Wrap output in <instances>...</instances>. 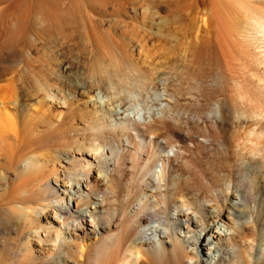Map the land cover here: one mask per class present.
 Masks as SVG:
<instances>
[{
  "label": "bare ground",
  "instance_id": "obj_1",
  "mask_svg": "<svg viewBox=\"0 0 264 264\" xmlns=\"http://www.w3.org/2000/svg\"><path fill=\"white\" fill-rule=\"evenodd\" d=\"M126 1L96 0L95 4L102 8L122 5ZM196 1L190 0L192 10H196L202 0ZM248 3L241 4L247 6ZM25 8H21V13L9 10V13H0V61L9 59L12 54L18 55L13 45L22 27ZM11 10H14L13 7ZM212 13L213 18L208 26L201 21L193 32H184L185 26L157 37L165 42L164 45L150 44L149 41L156 36L147 28L134 26L127 44L131 64L139 66L141 71L139 83L130 72L116 74L118 81L129 80L132 89L125 87L109 93L106 92L108 87L104 84L105 80L84 79L72 83L73 89L71 87L69 92L50 87L42 97L43 113L54 114L57 121L67 122L68 117L76 113H80L84 119L88 117L96 121L90 128L91 142L88 148L90 152H98V165L80 158L81 169L77 174H69L68 178L63 179V189L59 187L61 177H54L57 186H52L51 180L47 179L43 184L51 193V198L31 210L39 219L41 214L49 213L50 217L46 219L50 225L54 218L61 226L86 231L85 236L97 241L98 244L91 249L88 264H148L147 261L154 257L167 255L174 259L175 264H255L250 258L251 254L239 245L238 237L247 241L253 236L246 228L248 225L244 228L242 224L252 214L251 206L257 201L253 193L259 179L258 173L264 172V153L258 150L259 153L253 154L252 151L254 147H264V17L246 12L244 16H233L236 19L229 24L219 6L213 4ZM134 40L137 45H134ZM172 40L175 42L170 45ZM208 41L219 46L225 58L227 76L235 84H241L244 100L238 102L227 96L213 105L188 107V111L181 109V97L191 92L179 88L175 93L170 91V87L179 81V73L190 69L187 61L190 54L187 52L189 50L181 51L179 47L185 42H199L202 45ZM256 43L259 53L251 50V45ZM180 55L185 62H178ZM136 56L142 61L135 59ZM60 66L61 69L72 68L66 63ZM214 95L211 93V98ZM0 108L3 109L2 106ZM205 115L211 122V129L199 123ZM220 121L243 123V130L237 133L232 147L238 156V177L235 181H225L228 177L225 175L223 181L216 180L213 184V181L207 183L188 151L190 153L191 147L197 145L198 137L202 138V143L211 144L214 141L223 144L218 131ZM260 126L256 141V129ZM180 134L187 138L182 145L178 139ZM6 136L1 140L18 142L16 134L8 132ZM157 139L163 143L155 147ZM40 163L39 159L25 156L22 167L34 168ZM127 166L135 172L125 179V185L129 186L127 195H132L134 202L127 211L129 220L114 224L108 205L118 198L116 177L121 176L119 171ZM226 216L232 222L233 226L230 227L237 233L230 235L226 228L217 225ZM32 221L35 222V217H32ZM184 224L189 233L182 237L177 230ZM248 227L251 228L250 225ZM57 235L59 237L61 234L57 232Z\"/></svg>",
  "mask_w": 264,
  "mask_h": 264
},
{
  "label": "rangeland",
  "instance_id": "obj_2",
  "mask_svg": "<svg viewBox=\"0 0 264 264\" xmlns=\"http://www.w3.org/2000/svg\"><path fill=\"white\" fill-rule=\"evenodd\" d=\"M198 1L200 0L196 3ZM235 1L202 0L199 7L193 11L190 8V0H128L122 5H107L102 8L95 4L96 0H0L2 15L8 10L21 13V8L26 7L25 13L22 12L26 16L23 14L22 27L13 45L18 55L12 54L9 59L0 61L2 73L0 107L3 108H0V140L8 132L16 134L18 138V142L12 139L0 141V264H88L91 249L98 244L97 241L85 236L86 231L69 230L66 225L61 226L59 221H54V218L52 225L48 224L46 218L50 217L49 213L41 214L39 219L32 212L34 208L51 198V193L43 184L47 179L51 180L52 186H57L54 177L58 179L61 177L59 187L63 189L61 185L69 174L75 175L81 169L78 162L80 158L89 159L96 165L99 159L98 152H90L88 148L91 142L90 128L96 121L88 117L84 119L80 113H76L74 117L70 115L67 122L57 121L54 114L43 113L42 97L48 89L52 87L60 92H69L73 89L75 81L84 79L91 81L101 79L103 82L105 80L104 84L108 87L106 92L109 93L125 87L132 89L129 80L118 81L116 74L130 72L132 78L135 80L137 77L139 83L141 71L139 66L131 64L127 44L130 30L134 26L147 28L156 36L149 41L150 44L164 45L165 42L158 40L157 37L168 31L180 30L186 26L184 32L189 30L193 32L201 21L208 26L213 18V4L220 7L229 24L236 19L234 18L236 14L244 16L249 12L250 15L264 17V0ZM243 2L249 3L243 6L241 4ZM12 7L15 11L11 10ZM27 7L31 8V11ZM257 11L258 13H255ZM174 42L175 40H172L170 45ZM199 44L185 42L179 47L181 51L189 50L187 61L190 69L179 73L180 79L171 85L170 91L175 92L182 88L191 92L181 97L179 107L188 111L195 106L213 105L218 99L227 96L235 98L238 102L243 101L241 84H235L227 76L225 58L219 46L209 41ZM134 45H137L135 40ZM257 45V43L251 45V50L255 53H259ZM135 59L142 61L137 56ZM178 62H185V58L180 55ZM63 63L69 64L72 68L61 69L60 65ZM59 74L62 77H57ZM211 93L215 94L213 98L210 96ZM50 119L52 121L49 122ZM199 123L202 127L207 126L211 129L207 115L203 116ZM239 130H243V123L220 121L218 131L223 144L214 141L211 144L202 143V138L198 137L197 145L191 147L190 153L188 151L207 183L223 181L225 175L228 176L225 181L237 179L238 156L232 147ZM260 130L261 126L256 129V141ZM178 139L181 145L187 142L184 134H180ZM156 142L158 143L155 147L163 143L161 139H157ZM258 150L264 153V147L258 146L252 149L253 154L259 153ZM25 156L39 159L40 166L29 169L22 167ZM119 172L121 176L116 177L118 198L112 205H108L114 224L129 220L127 211L134 202V197L127 195L126 189L129 186L125 185V179L135 172L130 171L128 166ZM258 175L259 179L253 193L257 201L251 206V216L242 224L243 227L251 226L246 228H249V233L253 236L251 240L246 241L239 237L238 240L239 245L251 254L250 258L255 264H264V172ZM35 176L38 179H35ZM133 188L130 189L132 192L135 189ZM20 205L27 207L28 210L21 208ZM30 213L35 217V222L28 216ZM228 214L227 212L226 215ZM195 216L199 219L198 214L195 213ZM223 219L216 224L226 228L230 235L237 233L230 227L232 222L229 218L226 216ZM236 226L237 224L234 227ZM186 227L184 224L177 230L182 237L189 233ZM57 232L61 234L59 237ZM147 262L175 264L170 255L154 257Z\"/></svg>",
  "mask_w": 264,
  "mask_h": 264
}]
</instances>
